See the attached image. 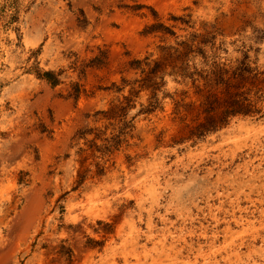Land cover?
Returning a JSON list of instances; mask_svg holds the SVG:
<instances>
[{
	"label": "rangeland",
	"instance_id": "rangeland-1",
	"mask_svg": "<svg viewBox=\"0 0 264 264\" xmlns=\"http://www.w3.org/2000/svg\"><path fill=\"white\" fill-rule=\"evenodd\" d=\"M245 57L264 0H0V264H264V100L189 136L178 70Z\"/></svg>",
	"mask_w": 264,
	"mask_h": 264
},
{
	"label": "trees",
	"instance_id": "trees-1",
	"mask_svg": "<svg viewBox=\"0 0 264 264\" xmlns=\"http://www.w3.org/2000/svg\"><path fill=\"white\" fill-rule=\"evenodd\" d=\"M195 38L192 37L189 43L181 42L175 48H163L164 54L161 61L155 63V68L163 66L162 62L171 60L175 62L191 52H201L200 48H194ZM246 59L245 57L237 61L233 67L229 68H225L223 64L209 65V72L203 76L202 73L187 74L186 68H178L183 77L192 79V84L195 82L194 75H199L203 80L201 87L194 86L197 89L196 93L200 95L196 119L200 116L202 121L189 127V136L202 137L206 132L214 131L227 124L231 117L259 112L256 105L264 100V78L259 80L261 73L251 69ZM152 73V71L147 73L148 76L143 79L144 82L151 80ZM256 83L261 87L256 88ZM176 106L178 108L187 105L177 103ZM191 106L188 105V107ZM112 113H116V110H112Z\"/></svg>",
	"mask_w": 264,
	"mask_h": 264
}]
</instances>
